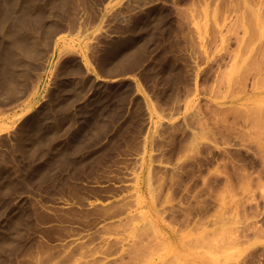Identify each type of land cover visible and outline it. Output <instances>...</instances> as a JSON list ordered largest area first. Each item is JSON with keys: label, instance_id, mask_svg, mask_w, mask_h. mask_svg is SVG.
Here are the masks:
<instances>
[{"label": "rangeland", "instance_id": "rangeland-1", "mask_svg": "<svg viewBox=\"0 0 264 264\" xmlns=\"http://www.w3.org/2000/svg\"><path fill=\"white\" fill-rule=\"evenodd\" d=\"M240 1L73 2L70 13L80 26L71 35L63 20L53 37L58 41L53 56L52 50L44 54L33 70L41 74L31 77L33 102L18 105L16 114L11 110L16 118L0 132V264H264V0H246L253 11ZM253 21L262 23V32L257 25L255 33ZM135 33L137 39L129 41ZM121 41L132 42L122 57L144 42L146 48L137 52L130 74L103 77L97 71L105 62L100 58ZM64 44L71 48L60 59ZM68 55L87 67V76L79 79L93 80L81 101L107 99L108 131L97 128V139L74 149V141L85 136L75 132L83 124L79 111L77 123L65 128L73 134L67 129L60 136L66 147L52 142V150L80 156L75 153V160L39 185L9 190L16 166L35 174L50 167L32 160L28 165L20 151L8 147L20 136L24 143L32 139L36 123L30 120L29 132L22 133V121L48 100L51 88L72 81L70 64L62 65ZM119 95L127 98L125 107ZM260 119L263 127L256 123ZM43 155L45 150L37 159ZM17 208L30 217L29 225L14 243L2 246Z\"/></svg>", "mask_w": 264, "mask_h": 264}, {"label": "bare ground", "instance_id": "bare-ground-1", "mask_svg": "<svg viewBox=\"0 0 264 264\" xmlns=\"http://www.w3.org/2000/svg\"><path fill=\"white\" fill-rule=\"evenodd\" d=\"M109 1L110 0H108V2ZM111 1H113V0H111ZM247 1L244 0V2H243V0H242L239 3L244 4L246 7L248 4ZM73 2L75 3L76 0H74V1L73 0H0V132L1 133L7 129V125L13 124V123H9L8 121L11 120V118H16V115H15V117H13V115L16 114V111H17V110H15V108L18 105H20V107H21V105H24L28 102L30 103L33 100L32 97H34L33 93H35V91H34L35 88L32 87V84H31V79H33L34 77L33 78H31V77L34 73H38L37 71L33 73V70L34 69L36 70L37 69L36 67H41V64L38 66V63H39V61H41V59L43 57L46 56V55L44 56V54H47L50 50H52L51 52H52V56H53V53L56 51L57 46H58L57 45L58 41L56 40L57 42H55V41L53 42V37L58 34L57 33L58 31L56 32V30L60 29V26H61V23L63 22V20H66V22H67L66 23L67 28H65L64 25H63V27H64V29H67V31L69 33L77 31L76 27L80 26V25H76L75 19L77 17L75 18L74 17L75 15L71 16V13H70L71 10H72V12L74 11L73 8H74L75 4ZM104 2H105V0H104ZM251 3L252 2L249 1L247 8H251V10L253 11V9H252L253 7L249 6V5H251ZM256 4H257V1H256ZM106 5H107V3H106ZM253 5L254 4L252 3V6ZM106 7L111 8V7H109V5ZM247 11H249V10H247ZM252 11H251V14H255V13H252ZM258 11H259V9H258ZM77 15L78 14H76V16ZM258 18H259V16H257V20L260 19V18L259 19ZM254 20H256V18ZM257 20H256V22H257ZM79 21H80V19H79ZM81 21L87 22L86 20L84 21L83 18ZM259 21H261V20H259ZM254 22L255 21H253V24L251 22V26L256 24V26L254 28V30L256 31V30H258V29H256L258 23H254ZM80 24H82V22ZM261 24H259V25H261ZM89 25H91V24H89ZM259 25H258V28H259L258 31L262 32L261 30L263 28V25H262V27L260 26L261 29H260ZM61 29H63V28H61ZM86 30H87V28H86ZM62 31H64V30H62ZM67 31L65 33H68ZM55 32H56V34H54ZM151 32H154V31H151ZM255 33H257V31ZM71 35H72V33H71ZM71 35H69V36H71ZM62 36H63V34H62ZM132 36H134V35H132ZM136 36L137 35L135 33L134 39L129 40V41L136 40L137 39ZM151 36H153V35L149 34L150 43L152 42ZM61 39H64V38H61ZM131 43L132 42H128V44H126L125 41H121L120 45H118L117 47L113 46V45H112L113 46L112 48L108 47V48H110V50L109 49L105 50V52L103 53V55H105V57L102 56V58H100V60H104L105 62L101 61L100 64H98V66H97L98 70L97 69L96 70L99 72V74H101L103 77L117 76V74L120 75L121 73H123L125 71H126V74H130L131 71H127V70H129L130 68L135 66L133 64V61H134V59H137V57H136L137 54L140 51L143 54L144 49L146 48V43L144 42L142 45H140L138 48H136L135 51L129 50L126 53V57H122V54H124V51H125L124 49L127 46H129ZM67 44L66 45L64 44L65 46H67V48H65V49L61 48V50L59 52V58L60 59H61L60 55L62 56V54L66 50H70V48H71V46L69 45V47H68ZM86 46H87V48H90L87 43H86ZM62 49H63V52H62ZM262 49H264V47ZM259 51H262V50L260 49ZM263 53L264 52L262 51V53H260V54H263ZM64 56H65V54H64ZM64 56H62V58ZM43 59H46V58H43ZM78 60H80V61H78ZM58 62H60V60ZM66 62L70 64V66L68 65L69 66L68 69L71 70V71L69 70L71 72L69 74L74 75V77L72 78V81L70 82L69 81L70 78H69L68 81L70 83H67V84L64 83L65 85L61 84V83H60V85L57 84L59 86V88H57L58 90L55 88H51V90H49V93L47 96L48 100L43 102L38 108H36V111L32 112L31 115H29L28 117L26 116V120L23 119L24 121H22V122H24V127L23 128L19 127L22 129V133H26V131L29 132V128L31 126L30 123L32 121H34L36 123L32 127L33 137L30 136L32 139H29L26 135V137L30 140V141L27 140L29 143L27 141L25 143L22 142L23 138L21 136H20V138H22V140L19 138L20 132L17 133V131H15V132H13V135L15 134V136H17V134H18L19 142L17 139L16 141L18 142V144L17 143L14 144V145L17 144L16 146H13L9 143L13 147H8V148H11V149L16 150V151L18 150L17 155H18V152L20 151L19 153H21V156H23L24 160H27V163H28V160H29V163H31V160H32V163L34 162L35 166L47 165L50 167H47V169H45L46 171L43 170L42 173H40V171H38L35 174L34 169H31V168L26 169V167L25 168L22 167L23 165L22 166L20 165L22 168L17 169V166H16L15 179L13 182H9V184H8L9 190L15 189L17 187L18 188H20V187L26 188L27 186L34 187L35 185H39L40 183L46 181L45 179L52 178L57 173V171L61 170L60 167L65 166L66 164H68L69 162L72 161L71 159L73 158L74 154L77 151H74V154L71 152L70 149L69 150L66 149V150L61 151V152L53 151L52 149L54 148V146L52 145V142L56 146L59 145V142L64 144V142L60 140V136L62 133H65L64 131H67L68 128L65 130L66 127L72 126L75 123L76 118H74V116L76 113H79V111H80V113H79L80 116H79V119H77V121L80 120L83 124L81 125V127L78 126V128L75 132L77 134L79 133L81 136L85 135L86 137L85 136L83 138L80 137L82 139L79 142L74 141L75 136L72 137L73 139L71 141L69 139L70 144H72L74 142L76 143V144L72 145V147H74V149H75V147L77 150L78 149H84V147L87 148V145L89 144V142L94 141L95 138L97 139V137H99V133H97L98 132L97 128L100 130V132L103 131V130H101L102 127L104 129L107 127L109 128V126H107L108 116H106V108L109 106L107 99L105 98L104 99L105 102H98L97 104H96V102L92 103L90 101V99L83 101V102L81 101L82 99H80V97L84 93H86V91H88L91 88V86L93 85V80L91 77H85L86 80H84V81L82 80L83 83H82L81 79H79V77H81L80 76L81 74H84V76H87V75H85V74H87V70H86L87 67H85V65H83L81 59L77 58L76 56L71 57L68 55L67 58L65 59V61L64 62L62 61V65H63V63H66ZM45 63H46V61H45ZM57 64L60 65V63H57ZM57 64H55V65H57ZM42 65L44 66L45 64H42ZM62 65H60V66L62 67ZM64 66H66V65H64ZM56 68H55V70H56ZM58 68H60V67H58ZM45 69H47V67ZM41 71H43V68ZM56 72H57L56 74L61 75V76L64 73L63 69H62V74L58 73V69ZM66 73H64V74H65L66 78H68L69 74L67 75ZM38 74H40V73H38ZM36 76H37V74H36ZM37 77L35 78V79H38V82H36V83H40L39 79L41 77L40 76H39V78H37ZM61 80H63V79H61ZM261 81H263V78H262V80H261V78H259L258 82H261ZM261 83H263V82H261ZM34 85H35V83L33 84V86ZM258 85H259V83H258ZM81 86H82V88H80ZM261 86H262V84L260 85L259 88H261ZM35 87H37V86H35ZM76 87H79V88L77 90H75ZM69 88L72 90V93L70 94V96L65 97L66 95L64 93ZM70 89H69V93L71 92ZM123 94H126V91ZM35 95H37V94H35ZM122 95H119L117 97V102L119 103L120 106L123 104L122 102L124 99ZM254 95L256 96V94H254ZM260 95H261L260 93H259V96L257 94L258 97H256V98H259ZM255 96H253V97H255ZM82 97H84V96H82ZM125 99H127V98L125 97ZM260 99L264 100V97L260 98ZM252 100H253V98H252ZM254 100H257V99H254ZM254 100L252 102H254ZM259 100H257V101L259 102ZM263 102L264 101H262L261 104H264ZM80 103L85 104L84 107H82L84 109L82 111H81L82 108H78V109L75 108V109H77V111L75 109L73 110V108L78 107V105ZM124 103H125V101H124ZM255 103H257V102L255 101ZM249 104H250V102H249ZM246 105H248V104H246ZM27 106H25V108ZM122 106H124V104ZM257 106L259 108L261 106L260 103H257L256 107ZM256 107L254 106L255 113H258L260 110H258ZM259 109H261V108H259ZM263 109H264V107H263ZM11 110H13L15 113L13 114V112H10ZM256 111H258V112H256ZM262 112L263 111L261 109V114H263ZM256 115L259 116L260 113L256 114ZM17 116H19V115L17 114ZM39 116L41 117L40 118L41 120L38 119L39 121L36 122L35 119L37 117L39 118ZM262 118H264V115L262 116ZM6 119H7V121H6ZM30 120H32V121H30ZM61 121H66V122H64L65 125H63ZM77 121H76V123H77ZM255 121L256 120L253 121V124ZM263 121L264 120H262V122H261V119H260V121L257 120L256 123L258 122L259 123L258 125H260V122H261V124L262 123L264 124ZM92 122L94 124H97V125H95L97 127L95 129L93 128L94 130H92V127L91 128L89 127V125ZM28 124L30 125L29 127H28ZM94 124H92V125H94ZM108 125H111V123ZM262 125H260V126L263 127L264 125L263 126ZM49 128H51L50 129L51 131L48 132L47 130H49ZM73 128H74V126H73ZM81 128H83V129H81ZM85 128H88L87 131L90 130V132L88 131V133H86L87 131ZM108 128H107V131H108ZM69 129H68V131H69ZM259 129H261V128L259 127ZM70 131H71V129H70ZM72 132H74V131H71V133ZM8 133L12 134V130L11 131L8 130ZM28 135H30V134H28ZM10 137H11V135H10ZM23 137H24V141H25V139H27V138H25V135ZM1 139H2V136H1ZM90 139H91V141H90ZM4 141H5V139H4ZM65 143H67L69 145L68 142H65ZM3 146L5 147V145H3ZM64 146L66 147V144H64ZM6 149H7V146H6ZM43 150H45L46 155H43V157L41 159H37V157L40 156L41 151H43ZM55 150H56V148H55ZM9 151H10V149H9ZM8 153H10V152H8ZM10 154H12V152ZM17 155H16V157H17ZM75 155L77 156L78 154L76 153ZM78 156H80V155H78ZM13 157H15V156H13ZM19 159H21V158L19 157ZM35 159L38 162V164L35 161ZM15 160H17V158ZM73 160H75V159L73 158ZM24 162H22V163H24ZM29 163H28V165H31ZM35 166H33V167H35ZM14 168H15V166H14ZM29 189H31V188H29ZM145 215H146V213H145ZM29 218H30L29 216L23 217L21 215V212L17 208L15 216L12 219H10V221H9V230L12 229L11 233L8 234L9 241H8V243L3 244L2 246L11 245L12 243L15 242V240L18 238L19 235L21 236V234L24 232L26 227L29 225V221H30V220H28ZM152 226H154V223L152 224ZM153 229L155 230L156 228L154 227ZM157 230L158 229H156V231H155L156 233H157ZM225 235L227 236V233H225ZM160 236H161V234H160ZM163 236H166V235L164 234ZM163 236H161V238ZM223 236H224V234H223ZM166 237L163 239H166ZM228 238H229V235H228ZM228 238L226 237L227 241H233L231 239L228 240ZM230 243H232V242H230ZM168 244H169V242H168ZM163 248H164V246H163ZM161 249H159V250H161ZM166 251H168V250H166Z\"/></svg>", "mask_w": 264, "mask_h": 264}]
</instances>
